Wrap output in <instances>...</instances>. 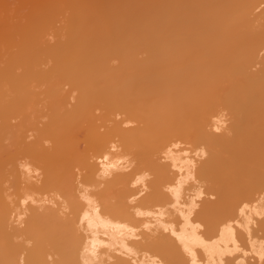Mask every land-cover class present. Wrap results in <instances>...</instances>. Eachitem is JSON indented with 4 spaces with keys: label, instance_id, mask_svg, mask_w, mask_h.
Returning a JSON list of instances; mask_svg holds the SVG:
<instances>
[{
    "label": "bare ground",
    "instance_id": "6f19581e",
    "mask_svg": "<svg viewBox=\"0 0 264 264\" xmlns=\"http://www.w3.org/2000/svg\"><path fill=\"white\" fill-rule=\"evenodd\" d=\"M0 264H264V0H0Z\"/></svg>",
    "mask_w": 264,
    "mask_h": 264
}]
</instances>
